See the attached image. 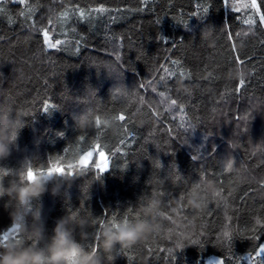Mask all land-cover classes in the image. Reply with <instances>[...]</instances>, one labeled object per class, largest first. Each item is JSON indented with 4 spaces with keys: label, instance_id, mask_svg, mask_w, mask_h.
I'll return each mask as SVG.
<instances>
[{
    "label": "trees",
    "instance_id": "trees-1",
    "mask_svg": "<svg viewBox=\"0 0 264 264\" xmlns=\"http://www.w3.org/2000/svg\"><path fill=\"white\" fill-rule=\"evenodd\" d=\"M208 2L27 0L25 7L6 0L5 11L0 12V113H24V126L0 167L15 170L29 160L34 168L43 166L46 170L63 157L58 166L67 171V162L75 153L92 151L83 174L74 172L71 183L62 186L56 196L46 192L35 203L46 235L56 220L72 212L105 221L113 216L122 220L129 209L134 216L143 198L155 191L162 194L159 198L164 205L180 201V212L171 207L162 209L171 219L160 223L173 234L154 235L142 244L118 250L111 259L105 258V264H214L213 260L227 259V252L214 245L224 224L250 235L245 230L256 219H264V27L253 25L249 30L243 21L250 11H233L232 5L246 0H228V7L224 0H210L205 14L203 6ZM197 4L202 7L197 8ZM101 6L108 11H90ZM28 7L33 10L29 12ZM77 8L84 10L83 20L77 16ZM22 10L27 20L19 14ZM65 11L69 16L62 23ZM183 22H187L186 28ZM41 29L47 30L55 48H46ZM158 34L168 44L158 41ZM175 41L177 46L172 48ZM238 56L242 64L237 63ZM174 60L180 62L177 75L166 84L160 82L164 69L175 67ZM101 62L116 68L111 71L95 66ZM180 69L190 79H181ZM236 69H241L243 76L230 78ZM149 81L156 91L152 86L140 87ZM178 81L183 89L177 87ZM117 87L135 91L137 97L144 98L143 104L138 98L114 99L112 92ZM161 91L177 99L184 111L179 107L166 110L158 95ZM45 101L53 105L48 112L43 109ZM89 108H98V115H118L125 110L127 119L119 123L128 132L120 127L119 135H113L100 125L99 131L94 128L82 133L86 138L79 140L81 134L74 128L73 117ZM245 116L249 117L247 128L241 119ZM122 137L126 143L117 153L115 146ZM101 151L108 170L97 179L95 165ZM194 155L199 158L193 159ZM229 160L234 169H241L239 175L225 171ZM154 161L160 162V169L154 167ZM201 181L222 188L224 196L232 194L229 220L208 192L212 215L193 221L195 212L187 206L186 197ZM27 222L33 223L31 215ZM8 227L5 198L0 200V234ZM95 227L99 229L98 224ZM189 237L199 239L203 247L191 245ZM177 240L184 245L180 250L175 248ZM260 242H264V235ZM231 247L234 257H243L251 242L237 237ZM169 248L173 249L171 254Z\"/></svg>",
    "mask_w": 264,
    "mask_h": 264
},
{
    "label": "clouds",
    "instance_id": "clouds-1",
    "mask_svg": "<svg viewBox=\"0 0 264 264\" xmlns=\"http://www.w3.org/2000/svg\"><path fill=\"white\" fill-rule=\"evenodd\" d=\"M108 65L101 62L95 66L115 70V65L110 67ZM237 75L243 76L241 69L231 73L230 78ZM177 87L183 89L184 85L178 81ZM97 116L100 118V125L113 135H119L121 126L115 115H98L91 108L73 117L75 130L80 134L93 130L97 126ZM23 126L22 114L0 113V161L7 159L11 154L18 131ZM89 160L87 164H82L79 156L73 155L67 162V171L81 175L87 168ZM106 160L103 153L96 161L95 167L99 169L97 179L108 170ZM30 162L25 160L15 170L0 167L7 171V175H0V200L6 198L10 227L14 229L8 240L0 243V264H105V258L114 252L142 244L156 235L161 228L159 216L164 207H171L172 211L180 207V201L170 200L164 205L159 197L150 196L143 198L136 212L139 219H130L127 222L117 220L115 224H105L103 228L93 233L94 217L91 214H66L55 221L51 233L46 235L40 213L34 210V205L46 192L56 196L62 186L71 183L74 174L57 173L54 170L49 172L47 169L40 171L33 166L29 171L27 165H31ZM21 170L23 179L20 175ZM199 187L200 191L186 197L187 206L195 213H199L204 207L203 196L200 193L211 192L215 186L201 181ZM30 215L33 219L31 225L27 222ZM14 237L19 238L20 243H17ZM89 240L96 245L97 254H93L88 247ZM256 264H259V258Z\"/></svg>",
    "mask_w": 264,
    "mask_h": 264
},
{
    "label": "snow or ice",
    "instance_id": "snow-or-ice-1",
    "mask_svg": "<svg viewBox=\"0 0 264 264\" xmlns=\"http://www.w3.org/2000/svg\"><path fill=\"white\" fill-rule=\"evenodd\" d=\"M6 3V0H0V12H4L5 11V8L3 7ZM13 3H16V4H19L21 6H25L27 7V0H13ZM224 6L228 7V0H224ZM202 7L201 5L197 4V8H200ZM209 7H210V0L209 2L203 6V12L205 14L208 13V10H209ZM239 8H243V9H247L250 11L251 15H248V17L246 19H244V23L249 25V30H251L252 26L255 25L256 27H264V0H246L245 3L237 6V5H232V9L233 11H238ZM27 10L29 12H31L33 9L28 7ZM142 10V9H141ZM51 11V10H50ZM76 14L77 16L83 20L85 18V12L83 9H79L77 8L76 10ZM90 11H94L96 13H104L106 11H108L107 9H105L103 6L101 7H98V8H95V9H91ZM21 16H25V11H21L19 13ZM69 16V12L65 11L64 13L61 14V22L62 23H66L67 22V18ZM193 16H198L197 13H193ZM256 17H258V22L256 20ZM29 17L28 16H25V19L27 20ZM49 22L51 23V18L49 20ZM157 24L160 23V20L157 19L156 21ZM184 23V27L186 28L187 27V22H183ZM33 27H35L33 25ZM42 33H43V38H44V44L46 46V48L48 49H51V48H55L56 45L52 44L49 42V37H48V33H47V30L46 29H41L40 30ZM207 32H205V36H207ZM239 35V34H238ZM83 39V38H81ZM156 39L158 41H162L163 43L165 44H168L167 41H164L163 38L158 34ZM229 40L232 39L231 36L228 37ZM57 44H60L61 41H57L56 42ZM77 45L80 44V40H77L76 41ZM262 43H264V41H262ZM171 46L172 48H175L177 46L176 44V41L175 42H172L171 43ZM233 51H235V46H233ZM116 61L119 62L120 61V56L117 55L116 56ZM237 63H243V61L240 59V57L238 56L237 57ZM172 64L175 66L173 68H165L164 69V75H161L160 76V82H163V83H167V81L169 79H171L173 76L177 75V69L179 68V64L180 62L178 60H174L172 61ZM109 67L111 65H108ZM119 67H123L122 65H117ZM179 77L181 79H185V78H188L190 79V76H188L187 73H185L183 71V69H180L179 70ZM243 84H244V80L243 78L240 80V87H243ZM146 86H152L153 87V91H156V88L155 86L152 85V82L149 81L147 82V85L145 84H141L140 87L143 88V87H146ZM236 91H239V88L235 89ZM187 91V89H186ZM158 95L161 97V103L162 104H165L166 105V110H171V108L173 107H179L180 108V111L183 112L184 111V107L182 104H180L178 102L177 99H172L170 96H168L167 92H164V91H161V92H158ZM117 96H122V97H126L128 98L129 100H134V99H139V102L141 104H143L144 102V98L143 97H137V93L135 91H129L123 87H117L113 92H112V97L115 99ZM53 107L52 104H50L48 101H45L44 104H43V109L45 112H48L49 109H51ZM96 112L99 111V109H95ZM139 111V109H138ZM22 115L24 113H21ZM154 116H157L158 115V112H153L152 113ZM108 115H115V117L120 121V122H124L127 117L125 115V110H121L120 113L117 115L115 113H112V114H108ZM241 119H244L245 120V128H247V121L249 119L248 116H245V117H242ZM96 128H97V131H99V126H100V118L99 116H97V119H96ZM121 128H124V125L123 124H120ZM124 131L125 133L128 132V129L127 128H124ZM62 135V134H60ZM85 135L81 134L79 136V140L83 141L85 140ZM99 139V136H97V140ZM126 143V140L125 138H120L119 140V144L117 146H115V152L117 153H121L122 152V149H121V145H125ZM66 153L69 151L68 149H65L64 150ZM104 152L101 151L100 152V155H102ZM197 154H199L197 152ZM74 155H78L79 156V160L82 164H87L88 163V160L92 157V151L91 149H88L86 151L83 152V154H80L79 152L75 153ZM199 158V155H194L193 156V159H198ZM64 158L63 157H59L57 159V163L54 164V165H51L49 167H47V171L51 172V171H56L57 173H63V174H68V175H73L74 173H71V172H68V171H63L58 165H59V162L60 160H63ZM102 159H103V156H102ZM106 163H108V161L106 160L105 161ZM29 171L32 170V165H27ZM154 167L156 169H160L161 168V164L159 161H154ZM242 168V166H241ZM36 170H40V171H44L45 168L43 166L41 167H38L36 168ZM99 170V169H98ZM241 169H234L233 168V163L231 160L228 161L227 163V166L225 168V171L226 172H235L237 175H239V172H240ZM0 175H7V171L3 168H0ZM20 175H21V179H23V171L21 170L20 172ZM180 177L177 176L176 179H179ZM261 189L264 190V183L261 184ZM197 191H200V187H199V184H196L192 187V190L190 192L187 193V196H190V195H193L195 194ZM204 195L203 196V201H204V207H203V210L200 211L199 213H195L193 215V221L196 219V218H203L204 215H212V213L208 210V203H209V196H208V192L207 191H203ZM160 195H162L161 193H157V192H153L152 196L153 197H159ZM232 194L229 193L228 196H224L222 194V188H217V187H214L211 191V199L214 200L218 206H222L225 210V216H224V219L225 220H229L230 217L227 215V210L229 208V203H228V200H229V197L231 196ZM181 201H183L185 199L184 196H182L181 198ZM132 209H129L128 210V213L125 214V216L123 217V221L127 222L128 220L130 219H139V216L135 215L132 216L131 213H132ZM176 212H180L182 211V209L179 207L178 209L175 210ZM72 215H76L77 213L76 212H72L71 213ZM164 219H171V217L167 216L166 213L162 210L161 213H160V216H159V220L162 221ZM117 221L116 217L113 216L112 218L110 219H107L106 221L105 220H97V219H93L92 220V225H93V228H92V231L93 233H96L97 229H96V225L98 224L99 225V228H103L105 226V224H115ZM190 224L194 227V223L192 221H190ZM161 225V228H160V231L156 234V235H162V236H165V237H170L172 234H173V230L172 229H167V231H165V228L163 226L162 223H160ZM247 233H250V235H245V232H240L238 230H233L231 229L230 225L228 224H224L222 226V231L220 232V234L217 236V239H216V243L214 244L216 247H219L221 248L223 251H226L227 252V259L223 258V260H219V261H216V264H228V261H233L234 264H241L242 261H245L246 264H256L258 258H259V264H264V242H260V243H257L260 236L261 235H264V219H256L255 220V224L252 225L251 227L247 228L245 230ZM14 232V229L12 227H8L6 231H4L2 234H0V243H3V242H6L9 238V235L12 234ZM176 235L180 236L182 235V233H176ZM200 235H204L203 232H201ZM237 237H240V238H246L247 240H249L251 242V248L250 250L248 251L247 255L243 256V257H234L233 256V252H232V247H231V241L233 240V238H237ZM15 238V237H14ZM16 239V242L17 243H20V240L19 238H15ZM189 239V243L191 245H198L200 246L201 248L203 247L201 241L199 239H192L191 237L188 238ZM88 247L90 248L91 252L93 254H97V247L96 245H94L92 243L91 240H89L88 242ZM184 247L183 243L180 241V240H177L175 242V248L176 249H182ZM170 254L172 253L173 249L169 248L167 250ZM109 259L112 258V256H109L108 257ZM175 260V257L173 258Z\"/></svg>",
    "mask_w": 264,
    "mask_h": 264
},
{
    "label": "rangeland",
    "instance_id": "rangeland-1",
    "mask_svg": "<svg viewBox=\"0 0 264 264\" xmlns=\"http://www.w3.org/2000/svg\"><path fill=\"white\" fill-rule=\"evenodd\" d=\"M212 263L216 264L214 260H213V262H212Z\"/></svg>",
    "mask_w": 264,
    "mask_h": 264
},
{
    "label": "water",
    "instance_id": "water-1",
    "mask_svg": "<svg viewBox=\"0 0 264 264\" xmlns=\"http://www.w3.org/2000/svg\"><path fill=\"white\" fill-rule=\"evenodd\" d=\"M86 164V163H85Z\"/></svg>",
    "mask_w": 264,
    "mask_h": 264
}]
</instances>
